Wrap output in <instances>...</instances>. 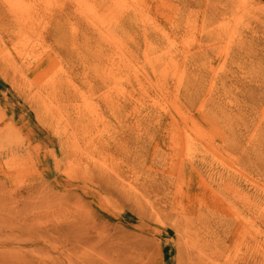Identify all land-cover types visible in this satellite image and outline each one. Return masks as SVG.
Here are the masks:
<instances>
[{
  "label": "rangeland",
  "instance_id": "rangeland-1",
  "mask_svg": "<svg viewBox=\"0 0 264 264\" xmlns=\"http://www.w3.org/2000/svg\"><path fill=\"white\" fill-rule=\"evenodd\" d=\"M8 1L11 6L18 4L22 10L30 9L33 14L25 17L21 10L12 19L6 15L3 22L4 10H0V34L21 33L1 54L9 55L6 58L13 64L10 67L0 64V264H100L98 257L104 254L106 246L122 248L132 241L146 243V264H179L176 229L181 223L176 225L174 220L182 217L187 208H179L176 214L163 208L151 210L145 196H140L137 189L149 176L147 168L159 170L176 158H191L198 153L194 149H166L172 144L174 132L169 129L171 139L164 134L165 114L183 111L184 105L180 104L182 109H179L159 89L147 94L143 89L148 82L154 84L155 89L156 82L168 79L173 82L176 66L171 59H179L197 42L203 43L199 51L204 55L238 45L240 39L250 37L258 38L261 48L264 47V0H219V12L215 16L204 8L202 0H133L134 24L127 30L130 29L128 34L137 42L136 62L139 66L150 62L156 69L155 76L135 84L137 102L134 107L107 101V96L111 99L121 89L127 90L128 83L123 76L128 75L129 65L123 55L116 56L120 60L114 57V62L106 56L98 59L91 55L109 48L110 38L90 36L91 27L84 21L87 15L82 13L79 3L73 0ZM116 1L122 0H86L95 11H102V6L103 10L106 6L112 7ZM118 19L119 13L105 22ZM78 32L88 33L86 39L70 36ZM212 34L218 38L210 45L206 37ZM129 41L125 36L124 45L128 46ZM52 47L61 48V52L49 58L45 52L53 53ZM34 51L43 60L25 71L26 57L31 58ZM199 61L212 64V69L200 78V84H218L231 69L229 64L210 55ZM193 64L195 61L189 62ZM252 67L262 69L264 64ZM117 68L123 70L121 78L116 75L110 85L96 80V75ZM247 98L246 94L239 96L227 87L220 103L227 107ZM214 111L211 102L202 109L203 114ZM159 124L163 125L161 130L157 127ZM132 125H135L134 130H131ZM96 132L114 134L127 143L108 149L94 148L81 139ZM151 142L159 150L139 156L143 145ZM253 161L243 164L248 172L253 170H248ZM243 166L234 168L243 169ZM116 167L126 169L120 175L101 179L98 185L93 182L94 189L84 188L80 183L93 171ZM211 177V172L187 174L182 177L183 185L177 192L173 187L169 197H177L180 202L190 195L193 197L197 195V183H207ZM93 190L110 192L130 207L138 202L142 208L134 210L143 215L126 210V216L115 223L101 212L104 206L100 194L96 199L95 195H89ZM211 193L215 194L212 189ZM243 193L252 197L251 201L256 199L253 198L257 195L255 189L249 188ZM206 195L207 198L209 193ZM260 195L264 198V192ZM83 214L93 217L90 221L81 217L80 225V231L86 226L89 228L91 240L76 244L67 235L65 238L60 231L54 232L49 227ZM223 214L227 211L218 210L209 217L218 221ZM251 216L258 223V229L249 230L253 240L243 242L236 254L251 255L254 261L261 262L256 264H264L263 208L251 209ZM119 227L134 232L135 237L127 240L125 236L119 237L123 231L117 229ZM102 246L104 251L100 249Z\"/></svg>",
  "mask_w": 264,
  "mask_h": 264
},
{
  "label": "bare ground",
  "instance_id": "bare-ground-1",
  "mask_svg": "<svg viewBox=\"0 0 264 264\" xmlns=\"http://www.w3.org/2000/svg\"><path fill=\"white\" fill-rule=\"evenodd\" d=\"M73 1L79 3L82 13L87 15L84 21L87 26L91 27L90 36L97 35L105 40L110 38L109 48H102L96 54L91 53V55H95L98 59L106 56L109 61H112L116 56L123 55L129 65L128 75L123 76V79L128 83L127 90L121 89L119 93L113 94L111 99L107 96V101L112 104L134 107L137 102L135 84L155 76L156 69L151 67L150 62L141 66L137 65V42L133 36L128 34L130 29L127 30L128 26L134 24V19L132 20L134 14L133 0L131 2L129 0L116 1L112 7L106 6L105 10H103V6L100 7L102 11H95V8L89 5L86 0ZM202 1V5L210 11L212 16L218 14L220 2H217L219 0ZM12 5L8 0L0 1V10H4L1 21L5 22L6 15L12 19L15 15L20 14L21 6L15 3ZM22 12L25 17L33 14L30 9L22 10ZM118 13V20H114L112 23L105 22L108 17L113 14L118 15ZM20 35V32L11 35L8 33L0 34V64L3 66L10 67L13 64H9L10 61L6 58L9 55L3 54L1 56V54L6 50L5 47L12 44L15 39L20 38ZM87 35L88 33L79 32L70 34L73 39H86ZM125 36L130 38L128 46L123 43ZM217 38V35L212 34L208 35L206 40L212 45L211 42ZM260 44L258 38H244L239 40L237 46H227L220 51H209L204 55L203 51H199L202 50L203 43L197 42L194 48L185 50L179 59H171L176 66L174 67L173 82L170 83V79L156 82V89L153 87L154 84L148 82L147 87L143 89L146 94L159 89L169 97L171 102L176 103L179 109H182V104L184 105L183 111L176 114H165L167 119L164 123V134L166 133L167 138L171 139V135L168 136L169 129L174 132L172 144L167 145L166 149H194L198 153L191 158H176L159 170L147 168L149 176L139 183L137 189L140 196L143 198L145 196L146 203L151 210L163 208L176 214L179 208H187L182 217H176L177 219L174 220L176 225L181 223L180 228L176 229L179 264L261 263L254 261L251 255L240 257L236 254L237 248L243 242L253 240L250 229H258V223L252 219L251 209L252 211L256 208L258 210L263 208L264 210V198L262 195L259 196L264 192V67L262 69L251 68L253 64H264V47L261 48ZM258 46L260 47L258 48ZM52 49L53 53L45 52L49 58L61 52V48L52 47ZM31 54V58L26 57L24 62L27 66L25 71H29L32 65L34 66L43 60V57H39L40 55H37L35 51ZM209 55L215 59H220L223 64L231 66L230 71L224 74L218 84L215 85L200 84V78L202 79V75L212 69V64L210 61L200 62L199 58L205 59ZM191 61H195L192 66L189 65ZM122 72L121 68H117L115 71L107 70L102 75H96L95 78L98 81L102 80L105 85H110L116 75H119L118 79L121 78L120 73ZM163 72L165 71L163 70ZM227 87L233 89L239 96L246 94L247 100L244 99L238 104L224 107L223 102L222 105L220 103V97ZM208 102H211L215 111L212 114H203L202 109ZM76 123L78 122H74V124ZM157 127L161 130L163 125L159 124ZM134 128L135 125H132L131 130ZM81 139H84L86 145L94 148L108 149L127 143L114 137V134L109 135L100 132L88 134ZM152 142L150 145H143L144 148L140 149L138 155L158 151L159 148L153 146ZM250 160L255 161L248 168V170L250 168L253 170L248 172L243 164L249 163ZM241 165L243 169L236 168ZM234 166L236 167L234 168ZM139 167L142 171L141 164ZM125 169L124 167H116L93 171L88 179H82L80 183L84 188L87 186L94 189L93 182L98 185L101 179L120 175ZM202 172H211L210 181L197 183V195L193 197L190 195L181 202L176 200L177 189L183 185L182 177L187 174L193 175ZM191 185H194V182ZM173 187L176 191L173 193L175 198H170ZM249 188L255 189V194H257L253 197L256 199L252 201V197L249 195L247 197L243 193ZM100 189L102 190L101 187ZM211 189L215 194H210ZM207 193L209 196L206 198ZM99 194L104 206L100 209L101 212L105 213L107 218L115 223L126 216V210H130L138 216L143 215L136 211L142 208L138 202L130 207L129 204L110 194V192L103 193L93 190L89 193L90 196L95 195V199L96 195ZM218 210L227 211V214H223L218 221L211 220L209 216ZM96 213L98 216L101 214L98 211ZM83 216L88 221L93 219L91 214H83L72 217L71 220L52 223L49 227L54 232L60 231L65 238L67 235L71 241L79 244L82 241L92 239L87 226L85 230L80 231L81 217ZM146 222L149 223L150 221L147 220ZM94 226L95 224L92 225L91 231ZM117 229L123 230L119 237L125 236L126 240L135 237L132 231H127L123 227ZM100 249L105 250L104 246ZM146 251L145 242L132 241L122 248L109 245L106 246L104 254L98 257V262L100 264H146Z\"/></svg>",
  "mask_w": 264,
  "mask_h": 264
}]
</instances>
